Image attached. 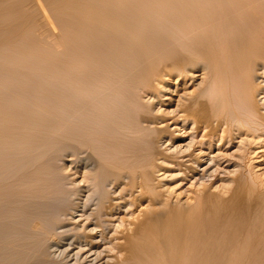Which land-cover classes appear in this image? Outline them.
<instances>
[{"label": "bare ground", "instance_id": "1", "mask_svg": "<svg viewBox=\"0 0 264 264\" xmlns=\"http://www.w3.org/2000/svg\"><path fill=\"white\" fill-rule=\"evenodd\" d=\"M131 1L134 0H0V44L14 39L15 45L16 38L21 36L26 27L35 24L45 26L47 14L42 6L45 4L44 7L48 6L50 9L48 13L55 15L53 20L51 17L46 23L52 30L53 49L57 51L62 48V55L64 53L63 56L66 57L63 67L68 68L64 73L52 70L55 76L62 74L63 79L58 75L59 81L62 80L64 83L67 81L63 86L62 81L53 84L56 91H66L64 94L66 101L63 102L61 99L62 102H56L58 100L56 98V103L50 106L56 111L64 110L65 114L62 113L60 119H54L53 116L52 119H24L20 121L24 133L17 129L20 135L24 134L23 138H19L20 135L15 132V136L13 133L10 135L14 137L7 135L5 138L7 143L12 144L10 149L14 148V153L16 147L24 142L25 146L23 144L19 146L20 148L22 146L28 148V145L32 147L34 143L40 144V147L33 145L31 151L26 153L28 157H22L23 160L13 159V152L9 149L11 152L6 153L5 158L0 161V240H4L0 242L2 243L0 264H60L57 262L60 260L50 254L51 245L47 241L49 239L46 240L45 237L53 235L56 226L65 223L63 216L71 207L73 208L72 193L66 192L61 178L52 170L54 167L52 160L48 168H38L32 171L33 173L28 170L30 168L28 165L30 166L32 161L39 160V155L45 153V150L49 154V150L63 148L64 153L68 152L74 158L70 161L75 169L94 171V175L100 169L98 168L100 164L106 165L113 159L117 163L119 161L126 164L140 161L144 142L140 138L141 127L135 122L138 117L135 100L140 98L137 91L143 95L153 94L156 81L162 78L172 80L173 83L175 81V84L183 83L182 86H191L192 83L188 82L201 76L207 80H204V86L199 87L197 93H192L189 99H187L189 96H186V102L182 100L184 103L180 105L173 120L177 121L178 125L192 123V143L188 145V150L179 151L175 159L165 157L164 154L159 155L161 157L154 159L156 162L151 164L152 168L149 165L145 167L150 168L149 173L145 172L144 168L141 170L144 174L137 170L136 173L132 172L134 179L131 182L132 184L134 182L136 188L133 187L137 190V195L144 199L142 202H147L148 205L142 209L144 218L141 217L142 220L140 219L138 223L135 220V230H132L134 232L127 230L128 232H125L127 238L122 232L125 236L123 235L124 239L121 240L124 241L123 244L119 241L121 248L118 249L125 252L124 259L131 264H264V197L262 198L264 192L258 193L254 205L247 206L239 199L240 194L245 193L243 188H241L243 194L240 193L238 196L239 189L236 188V192L228 196V199H224L218 196L217 191L218 195L212 194L215 190H211L212 186L200 183L207 178L210 169L205 165L210 161L212 167L222 166V157L227 158L223 152L237 143L236 139L243 137L249 139L250 143H247L246 147H251L253 143L260 147L259 141L264 139L262 113L264 106L262 107L259 100V97L264 95V0H234L233 6L225 5L220 11L218 9L217 15L209 14L211 16L193 13L197 7L192 2L186 3L189 0L183 2L167 0L168 7L174 9L172 12L175 10L190 12L175 15V12L171 13V9L165 13L163 11L159 14L167 17V20L164 18L166 21L161 24L162 18H159L160 21L155 13V16L150 14V7L146 4L148 1L145 3L142 0L140 4H138L140 0L138 2L135 0L136 3ZM162 1L165 0L158 1L160 5L165 3ZM38 10L42 11L43 19L46 18L42 20L43 24L38 21L40 19L37 18L40 15L37 14ZM60 16L65 17L63 29L60 27L63 24L62 19L60 26L57 22ZM207 27L212 30L207 31ZM58 28L64 30L60 31L62 36L55 33L56 30L59 31ZM38 32L37 34L40 33ZM47 32L41 34L47 35ZM47 39L45 38L46 41ZM158 58L165 60L161 71H155ZM18 79L16 77L14 81ZM55 79L58 81L57 77ZM59 93V96H62L61 92ZM16 95L21 98L24 96L13 93L6 100H12ZM155 122L154 124L157 123ZM163 124L157 123L158 130L168 126V123ZM12 139L16 141L14 142L16 145ZM155 145L157 146L156 143ZM261 145L264 146L262 143ZM35 148L45 150L35 151ZM215 150L220 154L217 153V157L221 156V152L224 156L212 157ZM36 152L40 153H37L38 157L36 154L33 158L29 157V153ZM142 159L145 158L142 156ZM166 164L172 167L163 166ZM151 169L157 174L163 170L178 171V181L200 183V190L197 188V191L192 193L194 203L188 204L187 201L185 203L187 205H184V202L174 201V197L167 196L169 193L166 195L167 191L163 193L164 184L157 186L149 183L156 178L155 173L152 172L154 176L150 175ZM248 173L246 175H249ZM111 177L112 175H109L104 181L105 186L108 182L109 186L114 183L111 182ZM122 177L125 179L126 176ZM85 178L89 180V177ZM95 180L94 176L93 181ZM215 180L216 178L214 180L212 178L207 181ZM239 180L237 182L234 180L238 187L244 179L240 182ZM133 187L131 188L134 190ZM92 195L96 196L98 193ZM96 197H91V200L98 201L96 206L100 207L101 199ZM209 204L210 206L213 204V208L207 209ZM55 234L53 239L57 236V233ZM79 240L75 236V242ZM60 262L67 264V261Z\"/></svg>", "mask_w": 264, "mask_h": 264}, {"label": "rangeland", "instance_id": "2", "mask_svg": "<svg viewBox=\"0 0 264 264\" xmlns=\"http://www.w3.org/2000/svg\"><path fill=\"white\" fill-rule=\"evenodd\" d=\"M138 1L139 0H136V2H138ZM158 1L161 2V0H151V1L150 0H146V1L144 0L143 2H145V3L147 2L146 4H148V7H150L149 9H150L151 15H154V13H155L156 16L158 17L157 19L162 18L161 19L162 21L159 19L161 22L158 21V23L160 22V24H161L167 20V17H162V16H160L159 13H162L163 11H164L163 13L168 12V11H170L171 8L168 7L169 2L166 3L167 0L162 1V2L166 3L165 6H164L165 3H162V5H160V3ZM171 1H175V0H171ZM176 1L177 2L178 1L183 2L185 0H176ZM233 1L234 0H232V1L231 0H189L186 3L192 2L195 4V6L197 8H196L195 12L193 11V13H195L197 15H198V13L200 15H207V14L208 15L209 14L217 15V13L220 11V8H222V7L224 8L225 5H226V7H230V5L233 6L232 5ZM131 2L136 3L135 0L131 1ZM140 3H142V0H140L138 2V4H140ZM44 5L42 4L43 10L47 14V20L45 17H44L45 19H43V16L41 13L42 11L40 12L39 10H38V12H40V13L37 12V14L38 15L40 14L42 17L39 15V16H37V18L40 17V19L38 21L41 23L44 20H46L45 26L42 25L43 26L42 27V26H38L39 24L38 25L35 24V25H31L28 28L26 27V30H24L23 33L21 34L22 37L18 36L16 38L15 45H14V39L10 41L11 43L6 41L7 43L5 42L4 44H0V48H1L0 49V75L2 76V78L0 76V81H2V83L0 82V84H1L0 85L1 86L0 87V121L3 123V124L0 123V157H1L0 161H2L5 158L4 155L6 153L11 152L10 150H12V152H13V150H14V148L10 149V147H12V144H10L9 142L7 143V140H5L6 136L8 135V137H14L15 134H19L18 131L24 133L21 130L22 124H20V121H22L24 119H52L53 117H54V119H60L63 116V114H65L64 110L59 109L58 111H56V109H54L52 106H50L56 101V98L58 99L56 102L66 101L65 100L66 95H64L66 91L64 92V91L57 90L58 94L56 95L57 91L54 89V85H53L55 83H60V81H62V80L59 81V78L62 77V74L61 75H59L60 73L58 74L60 77H58V75L55 76V74L52 73V70L54 69V70H58L61 73H64L65 71L67 72L68 68H67V66H65V68H67V69H64V67H63L65 65V62H66V61H64L66 59V57L63 56L64 53L62 55V52H63V51H61L62 48H61V50L59 49L57 51L55 49H53V42H52L53 38H51V36H52L51 31L52 30L50 27L46 26L47 25L46 23H48L49 20H51V17L53 20V16H55V15H52V13L51 14L48 13V11L50 12V9L47 6L48 10L46 11L47 8H46V6L44 7ZM218 9H219V11H218ZM172 10H174V9H171V13L175 12V15H178L180 13L183 14L186 12H190V11H186V10L185 11L184 10H175L172 12ZM49 14H50V16H48ZM211 15H209V16H211ZM164 18H166V20ZM60 19H62L61 21L63 22V24L61 23ZM63 19H65V17L60 16L58 21H57L59 26H60V24H62V26H60L61 29H63V25L65 27V24H64L65 20H63ZM45 27H48L47 29H49V30H47ZM43 28H45V30ZM207 28H208L207 31L212 30L209 27H207ZM41 30H43V31H41ZM58 30L59 31H57V30L55 31V33L58 35H59L60 31L61 32L64 31V30L63 31L60 30V28H58ZM37 31H39V32L41 31V32L40 33L38 32L39 34H37ZM49 31H50V33H49ZM42 32H45V33L47 32V35L45 33H44L45 35L41 34ZM60 35L62 36V33H60ZM44 36H45V38H48L47 41L45 40ZM39 37L41 39H39ZM17 39L20 41H18ZM41 41H43V42H41ZM45 41H46V43H45ZM13 46H14V48H13ZM28 49H30V50H28ZM59 51H61V52H59ZM55 62L57 63V65ZM164 63H165V60L158 58V61L156 63L157 65L155 66V71L156 70H158V71L163 70ZM54 65L57 66L58 68L56 69ZM3 77H5V78H3ZM16 77L19 79L15 80L16 81L15 82L14 78H16ZM53 77H54V79H53ZM56 77L58 78V81H56V79H55ZM12 78H13V80H12ZM60 79H63V77ZM162 79L161 80L159 79V81H156L155 88L152 91L153 94L143 95V93H139L137 91L138 97H140V98H138L137 101L135 100L136 104L134 103L136 105V111H137V115H138L135 122H136V125L138 124V127L139 126L141 127L140 128L141 132L139 131V133L141 136L140 138L143 140L142 142H144V143H142V145L143 144L144 145L142 146L141 155L145 159H142V156H141L140 161L136 160L137 163L134 161L131 163L129 162L130 164H133V165H130L129 163H127V164L122 163L119 161H118V163L120 165H118V163L113 159L112 161H108V163H106V165L100 164L98 166V168H100V169L98 170V168H97L98 171L94 175V171L91 172L88 170L84 171V169H75L72 166L71 161H70L71 159L73 160L74 158L71 157V155H69L68 152L64 153L65 151L63 150V148H62V150L56 149V150H59V152H57L55 149H52V151L49 150V154H47L46 152H48V151L45 150V148L42 149L43 147L41 145L42 148H38L39 150H37V148H35V151L36 150L40 151L42 149V150H45V153H43V152H42L43 154L42 153L40 154L39 152H36L34 154L29 153L30 154L29 157L31 156L33 158V156L35 154H36L35 156L38 157L37 153L40 154L39 155L40 157H39V160L35 159V161H32L31 162L32 165L31 164H30V166L28 165V168L30 167L28 170H30L31 172L32 171L34 172L35 170H38V168H40V169H43L46 167L48 168V166L50 165L49 163L52 160V162H53V163L51 162L52 167L54 165V167H53L54 169L52 168V170H55L57 175L61 178L62 185H64L66 192L72 193V197H73L72 202H74L72 204L73 208L71 207L70 210H68L69 212L68 211L66 212V214H65L66 216L65 215L63 216L62 219H65V221H64L65 223L62 224V226L60 224L56 226V228H55V233H57L56 238L53 239V237H55V235H56L55 233L53 235H50V237H47V236L45 237L46 240L49 239L47 241L49 242V245H51V248H50L51 253L50 254H52V256H54V257H57L56 259H59L60 261H62L64 263L67 261L66 262L67 264H117V263L118 264H124V263L125 264H131L125 260L126 256L124 257V255H123V254H125V252L121 249H118V248H121V245L119 246V243H120L119 241H121V243H122L124 241L123 240L124 236L127 235L126 233L128 231L131 232L132 230H135V222L136 221H137V223L140 222L141 217L144 215L142 212V209L148 205L147 202H142V200L144 201V199H141L139 197V195H137L138 193H137V190L135 189L136 187L134 185V182H133V184L131 182V181H133L132 179H134L133 178L134 175L132 174V172L136 173V170H137L140 173L141 170H143V168H144V171L147 172L148 169H150V168L145 169V167H148V165H149V167H151V164L153 162H156V161H154V159L161 157L159 155L164 154L165 157H170L172 159H175L174 157H176L175 155L179 151L188 150V147L192 143V137H193L191 135L192 127H193L192 123H186V124L179 123V125H178L177 124L178 122L173 121V120H174V117H176V115L178 113L180 105H182L184 102H186V100L189 99L193 95L192 93H197V91L199 90V87H201V86L203 87L204 86L203 84H205L204 80H206L205 78H203V76H201V77L194 78L193 81L188 82L189 84L192 83L191 86H189V85H186V86L183 85L182 86L183 83L175 84V81L173 83L172 80H168L167 78H162ZM261 79L263 80V78H261ZM261 79H259V80L262 81ZM12 81H14V82H12ZM54 81H56V82H54ZM65 81H66V79H65ZM13 83H15L16 86ZM17 83L20 84L19 87H18ZM38 83H39V85H38ZM63 83L64 82L62 81L61 82L62 86L65 84V83L64 84ZM11 84H13V85L11 86ZM3 85H5V86H3ZM35 87H37V88H35ZM59 92H61L62 96L61 95L59 96V94H60ZM13 93L19 94V95H24V96L27 95V96L26 97L22 96V98H21V97L16 95L14 99L6 100L7 97L11 96V94L13 95ZM55 95H56V97H55ZM143 96H146V97L144 98ZM186 96L187 97L189 96V97L187 98ZM17 98H19V99H17ZM61 99H62V101H61ZM3 100L4 101L6 100L5 102H7V103L9 102V103L7 104ZM182 100H185V101L182 102ZM259 100H260V104L263 107L264 106V95L260 96ZM1 102H3V103H1ZM10 102H12L11 106H10ZM144 102H146V103H144ZM6 109H8L10 111H8V110L6 111ZM262 113H264V108L262 109ZM153 115H155L156 117ZM8 117H10V118H8ZM153 120H155V121L157 120L156 121L157 123L162 122V123H164L163 125L168 123L167 124L168 126H166V128L164 127V128H161L158 130V125ZM154 122L156 124H154ZM175 122H176V124H175ZM170 123H172V124L169 125ZM7 126H9V127L7 128ZM155 128H157V129H155ZM17 129H18V131H17ZM144 129H145V132H143ZM3 130H4V132H3ZM155 130L160 132V134ZM14 132H15V134H14ZM11 133H13L14 136H10V135H12ZM22 133H21L22 136L19 134L20 135L19 138H23L24 134H22ZM16 137H18V136H16ZM242 139L244 141H242ZM12 142L14 143L16 141L12 139ZM235 142H237V143H235L231 147L229 146L227 148V150H225L223 152V154L226 155V157H227V158L222 157L221 163H223L224 165L222 164V166H219V167L218 166L212 167V166H210V161L207 163V165H205V167H209L210 169H209V172L207 174V178L204 179V181L201 180L200 183L203 185L205 184V186H212L211 190L212 191L214 189L215 190L213 191V193L212 192L211 193L216 194V195L219 194L218 196H220L221 198H224V199H228V196H230L234 192H236V188L239 189V190H237V195L240 193L243 194L245 191V193L247 195L245 193H244V195L240 194L241 197L239 199H241L242 202H245L247 204V206L250 204L254 205L256 203L255 199H257V197H258V193L264 192V185H261L262 183L264 184V176H263L264 175V146L261 145V143L264 144V139H263V141L262 140L259 141L260 147L258 144L255 143L257 145V147H259V148H257L256 145H254V143H253L254 146L251 144V147H249V146L246 147L250 143V140L247 139L246 137H243L241 139L240 138L236 139ZM155 143L157 144V146L155 145ZM14 144L16 145V143H14ZM23 144H21V145H23ZM25 144L23 146H25ZM35 144L36 143H34L33 145H35ZM21 145H19V146H21ZM33 145H32V147H34ZM19 146L16 147L18 152L15 149V153L14 152L12 153V155H14L13 159L15 158L18 160V158H20L23 160L22 157H25L26 153L28 154V151L32 147H31V145H28V148H29L28 149L27 147L22 148L23 147L22 146L20 148ZM35 147H40V144L38 145V143H37L35 145ZM26 149H27V151H26ZM33 150H34V148H33ZM54 152H56V153H54ZM154 152L157 154L159 153L158 156H157V154L155 155ZM250 152H252V153H250ZM32 153H33V151H32ZM144 153L146 155H144ZM217 153L219 154V151L215 150V152L213 153L214 155L212 154V157L213 156L217 157L216 156ZM223 154L221 152V156H224ZM153 155H155V157ZM219 155L217 158L221 157ZM15 156H17V157H15ZM41 156H42V158H41ZM53 156H54V158H53ZM243 156H244V158H243ZM26 157H28V156H26ZM245 157H246V159H245ZM223 158H224V160H223ZM248 159H250L251 162ZM242 160H243V162H242ZM33 162H35V163H33ZM161 162H160V164H161ZM19 164H17V165H19ZM107 164H109L108 167H107ZM121 164H122V166H121ZM163 164H165V163H163ZM247 164H249V165H247ZM250 164H251V166H250ZM134 165L136 167L138 165H140L139 166L140 168L137 167L138 168L137 169V168H135ZM103 166L105 169L102 168ZM119 166L122 170L120 168H118ZM128 166H129V168H131V170L128 168ZM163 166H166L168 168L172 167L168 164L163 165ZM117 169L118 170L120 169L122 172L120 170L117 171ZM139 169H140V171H139ZM79 170H81V171H79ZM86 171L91 172L90 174L88 173L90 176L87 174ZM172 171L173 170H171V171L163 170L157 174L154 172V169H153V171L151 169L150 175L151 176L155 175L156 178L154 177V179H152V177H151L152 180L149 178L151 180L149 183L156 184L157 186L158 185L163 186V184H164V187H162V189H165L163 193L165 194L167 191L166 195L169 193V195H167V196H172L171 198L174 197L173 198L174 201L177 200L181 203L184 202V205H187V204H185V203H187V201H188V204H193L194 200L192 199L193 198L192 193H194V191H197V188L200 190L201 184L200 183L196 184V181H191V182L178 181V179H179L178 171H173V172ZM116 172H117V174H116ZM124 172L126 175L124 174ZM152 172L155 174L152 175ZM112 173H114V175ZM119 173H123L124 175L119 174ZM141 173L144 174L143 171ZM147 173H149V171ZM247 173L251 176L246 175ZM130 174H132L133 176L130 177ZM212 174H215L216 176L212 175ZM256 174H258V176ZM109 175H112L111 182H114V183L110 184V186H109L108 184L110 182H108L107 185L105 186L104 181L108 178ZM121 175L124 177L126 176L125 179ZM86 176H87V179L89 177L90 181L86 180V178H85ZM94 176L96 178V180H95L96 182L93 181ZM208 176H209V178H208ZM121 177L123 178V180ZM129 177L131 180L129 179ZM260 177H261V180H260ZM198 178H199V176H198ZM212 178H213V180L216 178V180L210 181V182L207 181L210 179L212 180ZM245 178H246V180H245ZM124 180H125V182H124ZM158 180H160V181H158ZM234 180L236 182L238 180H239V182L243 180L244 182L243 181L240 182L239 183L240 185L238 187L237 183H235ZM93 182H95L96 184ZM100 182H101V184H100ZM129 182H131V183H129ZM152 182H154V183H152ZM192 183H194V184H192ZM199 185H200V187H199ZM101 186H103V188H101ZM253 186H255V187L252 188ZM131 187H133L134 190ZM98 188H99V190H98ZM241 188H243L244 191ZM94 191H96L98 193V195H96L97 197L93 196V195L91 196V194L96 193ZM216 191L218 194L216 193ZM239 191H241V192H239ZM250 194H251V196H250ZM255 194H257V196ZM136 195L138 196V198ZM134 196H136V197H134ZM225 196L227 198H225ZM245 196H248V197H245ZM91 197H96V198L100 197L101 202H102L100 207L96 206L98 201L93 202L91 200ZM253 197H255V198L253 199ZM263 197L264 196H262V198ZM245 198L247 199L246 200L247 202L245 201ZM250 199H253V200H250ZM249 200H250V203H249ZM86 201L88 203H86ZM89 201H90V203H89ZM179 202H176V203H179ZM134 203H135V205H134ZM211 206L209 204L208 205L209 208H207V209L213 208V204H211ZM225 214L226 213H223V215H225ZM136 215H138V217ZM97 216H98V218H97ZM101 217H102V219L103 218L104 219L103 220L100 219ZM142 218H144V217H142ZM213 218L216 219V217H213ZM213 218H211V219H213ZM234 219L236 221H238V219H236V218H234ZM97 220H99V222H97ZM132 221H134V222H132ZM213 221L215 222V220H213ZM73 222H74V224H73ZM122 222L124 225L122 224ZM99 223L101 226L99 225ZM94 224H96V225H94ZM128 224H129V226H128ZM106 225H107V227H106ZM100 228H102V229L100 230ZM126 228H128V229H126ZM85 231H86V233H85ZM122 232L123 233L126 232L125 235L122 234ZM132 232H134V231H132ZM103 235L105 237H107L106 238L107 240L104 238ZM121 235H122V237H121ZM129 235H130V233H129ZM75 236L78 239H80L78 242H75ZM51 237L53 240L52 239L50 240ZM125 237L127 238L128 235ZM117 238H118V240H117ZM121 238H123V239L121 240ZM57 240H58V242H57ZM0 242H4V240H0ZM1 244L2 243H0V246H1ZM115 246H116V248H115ZM99 253L102 255H100ZM97 254L100 255V258H101V259L99 258L100 261H98L99 255H97ZM77 255H79V256H77ZM95 257L97 260H95ZM124 260H125V262H124ZM60 261H57V262L62 264ZM112 261H113V263H112ZM82 262H84V263H82ZM115 262H117V263H115Z\"/></svg>", "mask_w": 264, "mask_h": 264}]
</instances>
